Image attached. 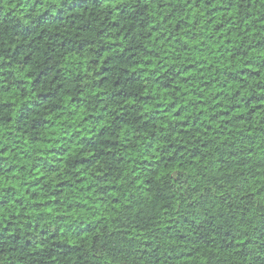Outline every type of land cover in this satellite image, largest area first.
I'll return each instance as SVG.
<instances>
[{"label":"trees","instance_id":"1","mask_svg":"<svg viewBox=\"0 0 264 264\" xmlns=\"http://www.w3.org/2000/svg\"><path fill=\"white\" fill-rule=\"evenodd\" d=\"M0 264H264V0H0Z\"/></svg>","mask_w":264,"mask_h":264}]
</instances>
